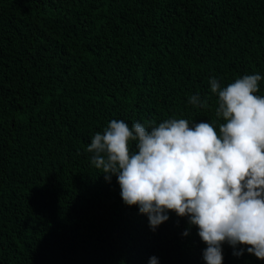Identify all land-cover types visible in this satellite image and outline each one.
<instances>
[{
    "label": "trees",
    "instance_id": "obj_1",
    "mask_svg": "<svg viewBox=\"0 0 264 264\" xmlns=\"http://www.w3.org/2000/svg\"><path fill=\"white\" fill-rule=\"evenodd\" d=\"M256 73L264 0H0V264H206L187 217L153 231L86 149L113 119L218 130L209 80ZM222 255L264 264L243 245Z\"/></svg>",
    "mask_w": 264,
    "mask_h": 264
},
{
    "label": "clouds",
    "instance_id": "obj_2",
    "mask_svg": "<svg viewBox=\"0 0 264 264\" xmlns=\"http://www.w3.org/2000/svg\"><path fill=\"white\" fill-rule=\"evenodd\" d=\"M262 79L259 73L244 75L227 86L209 80L218 97L215 115L224 121L218 130L216 121L170 118L129 127L113 119L86 149L106 181L116 177L123 202L138 206L153 231L168 212L187 217L207 245L206 264H222L225 242L234 249L246 246L264 260V96L257 94ZM188 103L208 106L199 93Z\"/></svg>",
    "mask_w": 264,
    "mask_h": 264
}]
</instances>
